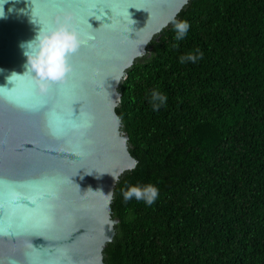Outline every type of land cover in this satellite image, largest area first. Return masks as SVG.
Masks as SVG:
<instances>
[{"label":"trees","instance_id":"16d2710c","mask_svg":"<svg viewBox=\"0 0 264 264\" xmlns=\"http://www.w3.org/2000/svg\"><path fill=\"white\" fill-rule=\"evenodd\" d=\"M121 83L116 113L137 161L114 189L104 264H264V0H189ZM199 50L196 63L179 57ZM153 89L167 96L158 111ZM152 184L157 200L124 202Z\"/></svg>","mask_w":264,"mask_h":264},{"label":"water","instance_id":"95a60500","mask_svg":"<svg viewBox=\"0 0 264 264\" xmlns=\"http://www.w3.org/2000/svg\"><path fill=\"white\" fill-rule=\"evenodd\" d=\"M187 3L9 0L4 5L0 86L10 91L0 98V264H104L103 250L117 223L111 216L113 195L110 203L105 195L114 194L118 181L112 176L120 178L137 165L116 113L119 88L135 60L150 56L152 38ZM68 12L84 44L71 58L66 82L52 85L44 97L27 76L9 83L12 72L25 71L20 43Z\"/></svg>","mask_w":264,"mask_h":264},{"label":"clouds","instance_id":"9594fccd","mask_svg":"<svg viewBox=\"0 0 264 264\" xmlns=\"http://www.w3.org/2000/svg\"><path fill=\"white\" fill-rule=\"evenodd\" d=\"M8 2L9 0H3L2 5H0V18H5L4 5ZM184 2L187 3V0H184ZM169 23L172 24L175 32L174 40H183L188 34L190 24L186 20H177L175 15ZM83 44L84 40L74 24L73 14L71 12L65 13L63 18L58 17L53 25H41L32 39L20 43L19 47L26 58L25 71L23 75L12 72L7 80L9 83L14 84L15 80L27 76L33 82L37 95L44 97L48 94V90L52 85L66 82L69 74L73 71L71 58ZM201 58L202 53L196 50L180 56L179 63H196ZM3 71V69H0V72ZM9 91L7 87L0 86V98H7ZM118 98L117 96L116 99ZM166 102L167 96L163 92L158 89L152 90L149 103L153 111H158ZM112 177L115 182L118 181V176ZM112 195V192L105 195L108 197L109 203ZM121 195L124 202L135 199L151 206L159 196V189L152 184L131 185L126 189L122 188ZM115 223L113 221V225ZM69 264H71L70 260Z\"/></svg>","mask_w":264,"mask_h":264},{"label":"snow or ice","instance_id":"6c2138e0","mask_svg":"<svg viewBox=\"0 0 264 264\" xmlns=\"http://www.w3.org/2000/svg\"><path fill=\"white\" fill-rule=\"evenodd\" d=\"M15 102H19L18 99Z\"/></svg>","mask_w":264,"mask_h":264}]
</instances>
